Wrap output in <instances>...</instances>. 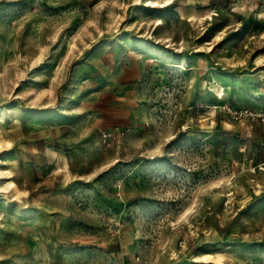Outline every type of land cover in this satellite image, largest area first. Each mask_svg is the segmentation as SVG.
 <instances>
[{"label":"rangeland","instance_id":"obj_1","mask_svg":"<svg viewBox=\"0 0 264 264\" xmlns=\"http://www.w3.org/2000/svg\"><path fill=\"white\" fill-rule=\"evenodd\" d=\"M242 108L264 0H0V264H264Z\"/></svg>","mask_w":264,"mask_h":264},{"label":"built area","instance_id":"obj_2","mask_svg":"<svg viewBox=\"0 0 264 264\" xmlns=\"http://www.w3.org/2000/svg\"><path fill=\"white\" fill-rule=\"evenodd\" d=\"M236 114H239L241 116H251L254 119H260L262 122H264V110L263 111H253L248 108H242L240 111H236Z\"/></svg>","mask_w":264,"mask_h":264},{"label":"bare ground","instance_id":"obj_3","mask_svg":"<svg viewBox=\"0 0 264 264\" xmlns=\"http://www.w3.org/2000/svg\"><path fill=\"white\" fill-rule=\"evenodd\" d=\"M154 2H156V1H154ZM10 184V183H9Z\"/></svg>","mask_w":264,"mask_h":264}]
</instances>
